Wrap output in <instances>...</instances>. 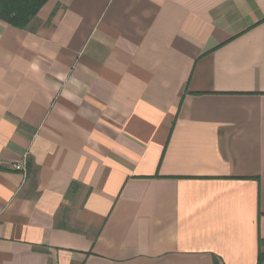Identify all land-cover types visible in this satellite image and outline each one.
I'll return each mask as SVG.
<instances>
[{"label": "crops", "instance_id": "1", "mask_svg": "<svg viewBox=\"0 0 264 264\" xmlns=\"http://www.w3.org/2000/svg\"><path fill=\"white\" fill-rule=\"evenodd\" d=\"M259 253L264 0H48L0 21V264Z\"/></svg>", "mask_w": 264, "mask_h": 264}, {"label": "trees", "instance_id": "2", "mask_svg": "<svg viewBox=\"0 0 264 264\" xmlns=\"http://www.w3.org/2000/svg\"><path fill=\"white\" fill-rule=\"evenodd\" d=\"M48 0H0V21L17 29H24ZM264 261L259 253L257 264Z\"/></svg>", "mask_w": 264, "mask_h": 264}, {"label": "built area", "instance_id": "3", "mask_svg": "<svg viewBox=\"0 0 264 264\" xmlns=\"http://www.w3.org/2000/svg\"><path fill=\"white\" fill-rule=\"evenodd\" d=\"M27 159H28V154L26 153L19 162L11 166V170L15 172H19L25 176L27 173Z\"/></svg>", "mask_w": 264, "mask_h": 264}]
</instances>
